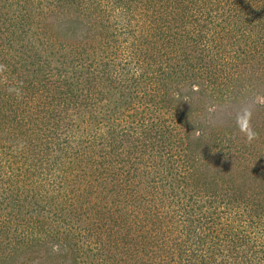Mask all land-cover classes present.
Segmentation results:
<instances>
[{
  "label": "trees",
  "instance_id": "obj_1",
  "mask_svg": "<svg viewBox=\"0 0 264 264\" xmlns=\"http://www.w3.org/2000/svg\"><path fill=\"white\" fill-rule=\"evenodd\" d=\"M0 264H264V0H0Z\"/></svg>",
  "mask_w": 264,
  "mask_h": 264
},
{
  "label": "rangeland",
  "instance_id": "obj_2",
  "mask_svg": "<svg viewBox=\"0 0 264 264\" xmlns=\"http://www.w3.org/2000/svg\"><path fill=\"white\" fill-rule=\"evenodd\" d=\"M256 104V103H255ZM255 109L254 104H246L236 109L238 111V115L242 118H246L248 116H251V112H254Z\"/></svg>",
  "mask_w": 264,
  "mask_h": 264
}]
</instances>
